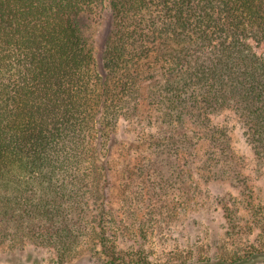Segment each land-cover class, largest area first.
Masks as SVG:
<instances>
[{
	"label": "trees",
	"instance_id": "1",
	"mask_svg": "<svg viewBox=\"0 0 264 264\" xmlns=\"http://www.w3.org/2000/svg\"><path fill=\"white\" fill-rule=\"evenodd\" d=\"M102 19L111 32L97 67L89 28ZM261 46L264 0H0V246L57 262L95 247L103 264H151L118 244L127 227L108 191L119 125L147 129L134 197L122 185L116 201L126 213L144 189L154 202L186 186L188 167L207 170L203 182H241L234 130L264 167ZM145 81L150 114L139 109Z\"/></svg>",
	"mask_w": 264,
	"mask_h": 264
},
{
	"label": "rangeland",
	"instance_id": "2",
	"mask_svg": "<svg viewBox=\"0 0 264 264\" xmlns=\"http://www.w3.org/2000/svg\"><path fill=\"white\" fill-rule=\"evenodd\" d=\"M110 32L111 25L105 19L91 24L89 28L97 67L102 66ZM255 50L262 52L264 47H256ZM149 87L148 82L141 83L139 109L144 114H150L147 106ZM135 128L137 134L134 125H119L116 135L119 147L113 162L111 156V187L108 191L113 202L111 208L116 220L121 218L127 227L124 238L120 237L118 241L120 249L130 247L134 253L140 250L148 256L151 264H206V259L212 261L207 264H221V258L231 259L235 255L251 252L264 253V167L257 166L256 157L241 130L232 132L233 150L240 161L241 182L233 184L237 177L232 174L226 180L203 182L199 177L208 175V171L198 172L188 167L184 172L188 183L181 187L182 190H179L178 184L176 189L163 188L154 202H146L144 195L151 187L146 191L144 189L138 202L126 205L131 209H127L126 213L116 201L123 191L122 185H127L124 188L130 196L136 190L137 178L133 167L142 156V143L138 142L137 135L147 132L140 124ZM257 210L262 213L261 219L256 215ZM228 214H236L233 215L234 225L227 219ZM111 227L116 229L118 225ZM230 227H235V230ZM92 243L90 241V245ZM97 251L95 247L89 251L86 248L70 260L57 262L54 253L48 249L0 246V264H103V259L95 254ZM254 264H264V258H259Z\"/></svg>",
	"mask_w": 264,
	"mask_h": 264
}]
</instances>
